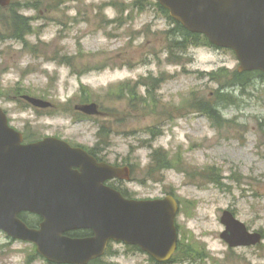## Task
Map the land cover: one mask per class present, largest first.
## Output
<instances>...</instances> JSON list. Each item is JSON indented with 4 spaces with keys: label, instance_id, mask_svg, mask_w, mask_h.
<instances>
[{
    "label": "rangeland",
    "instance_id": "rangeland-1",
    "mask_svg": "<svg viewBox=\"0 0 264 264\" xmlns=\"http://www.w3.org/2000/svg\"><path fill=\"white\" fill-rule=\"evenodd\" d=\"M131 1L12 0L11 10H0V107L10 126L33 130L35 140L101 139L106 161L132 166L131 181L115 183L131 196H173L178 238L198 256L171 264H264V79L220 88L209 74L236 71L232 51L188 46L171 58L173 26L149 5L154 0L132 11L107 6ZM13 11L28 19L24 40L14 36ZM218 89L235 101L217 103ZM21 95L52 107L33 108ZM92 102L98 116L75 112ZM198 102L216 105L218 125L190 107ZM161 150L165 168L151 160ZM225 210L262 242L228 248L219 238ZM34 251L0 233V264H47ZM148 257L113 243L100 264H152Z\"/></svg>",
    "mask_w": 264,
    "mask_h": 264
},
{
    "label": "water",
    "instance_id": "water-1",
    "mask_svg": "<svg viewBox=\"0 0 264 264\" xmlns=\"http://www.w3.org/2000/svg\"><path fill=\"white\" fill-rule=\"evenodd\" d=\"M10 0H0L6 7ZM170 18L217 47L232 50L238 73L264 74V0H156ZM29 104L48 102L22 96ZM75 110L87 116L97 105ZM129 181L127 167L98 163L85 151L53 137L22 145L21 135L8 127L0 107V230L13 239L31 242L50 264H87L99 258L108 241L136 245L156 262H166L177 247L175 216L179 206L171 195L155 200H128L104 185ZM42 216L38 231L17 218L19 212ZM219 237L229 248L252 247L262 240L228 210L221 214ZM89 229L94 237L72 239L64 233Z\"/></svg>",
    "mask_w": 264,
    "mask_h": 264
},
{
    "label": "trees",
    "instance_id": "trees-1",
    "mask_svg": "<svg viewBox=\"0 0 264 264\" xmlns=\"http://www.w3.org/2000/svg\"><path fill=\"white\" fill-rule=\"evenodd\" d=\"M144 0H135L134 2L124 5L122 7L125 8H131L135 9L136 7L140 8L138 5L141 4ZM149 5H152L153 7H156L158 12L166 18L168 22H170V25H172V29L168 31V41H169V50L168 53L173 58L175 55L173 53L174 49H176L179 53L184 52V49L188 46H204V47H210L211 44L208 40H206L202 35L199 34H191L186 29L182 28L178 23H176L172 18H169L167 11L160 7L156 2L152 1V3H149ZM141 9V8H140ZM8 10V9H7ZM9 10H11L9 8ZM11 18V25H13V32L14 36L19 40H24L25 35L27 34V30H29V24L28 19L24 16L20 15L19 13H16L15 11L10 13ZM176 57V56H175ZM180 58V57H179ZM209 75H212L213 78L217 82L222 83L219 85L220 88L222 87H229V88H244L250 81V79H264V75L259 72H251V73H244V74H238L236 71H233L231 75H227L223 73V70L220 69L218 73H211ZM136 85V84H135ZM222 89H218L214 96L217 99V103L219 101H232L234 102L236 98L231 97L229 94L221 92ZM130 92V91H129ZM216 103V104H217ZM192 109L200 111L204 113L207 118L213 122H215V125H218V121L220 119L219 112L216 110V105L212 106L209 105L206 102H198L197 105L191 104L190 106ZM167 159L166 153L161 151H155L152 156L151 160H153V163L159 167L165 168V160ZM168 160V159H167ZM168 163L170 164L169 160ZM183 247L186 249L184 250ZM177 256L181 259H193L198 256V254L195 252L192 247L189 245L184 246L183 242L179 240L177 250L174 255V261L177 259ZM181 261V260H180Z\"/></svg>",
    "mask_w": 264,
    "mask_h": 264
},
{
    "label": "flooded vegetation",
    "instance_id": "flooded-vegetation-1",
    "mask_svg": "<svg viewBox=\"0 0 264 264\" xmlns=\"http://www.w3.org/2000/svg\"><path fill=\"white\" fill-rule=\"evenodd\" d=\"M21 134H22V138H23V143L24 144H30V143H35V135H34V132L33 130L30 131L29 129L25 128L21 131ZM70 144V146H73V147H79L81 148L82 150H85L87 151V153L93 157L94 159H96L98 162H105L106 160V157H105V150L103 148V145L104 143L101 141V139L99 138H96V141L95 143L92 145V146H89V145H86V144H78V143H75V142H68ZM116 166H118L119 164H114ZM122 191L121 193H124L125 196L127 197H132L127 190H121ZM134 196V195H133ZM18 218L24 223L26 224L28 227L30 228H33V229H36L38 230L39 227H40V223H42V216H37L35 214H32L30 212H21L19 215H18ZM70 236L72 237H77V238H83L85 239L86 237H93L94 234L89 231V230H76L72 233H69ZM8 239V243L9 244H15L16 242H19L18 240H12L10 239L9 237H6ZM123 246H125L128 250L134 252H139V249L136 247V246H128V245H124L122 244ZM112 246H113V242L110 241L107 243V246H106V249L102 255V257H100L99 259L97 260H94V261H90L89 263L87 264H94V263H99V261H103L105 258H108L110 257V254H111V249H112ZM46 262V261H45ZM152 264H157L155 262H151ZM159 264V263H158ZM166 264H170L169 262L166 263Z\"/></svg>",
    "mask_w": 264,
    "mask_h": 264
}]
</instances>
